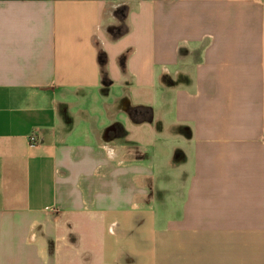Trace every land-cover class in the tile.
Wrapping results in <instances>:
<instances>
[{
    "label": "crops",
    "instance_id": "1",
    "mask_svg": "<svg viewBox=\"0 0 264 264\" xmlns=\"http://www.w3.org/2000/svg\"><path fill=\"white\" fill-rule=\"evenodd\" d=\"M0 264H264V0H0Z\"/></svg>",
    "mask_w": 264,
    "mask_h": 264
},
{
    "label": "built area",
    "instance_id": "2",
    "mask_svg": "<svg viewBox=\"0 0 264 264\" xmlns=\"http://www.w3.org/2000/svg\"><path fill=\"white\" fill-rule=\"evenodd\" d=\"M40 142V133L35 131L34 133H32V135L30 136V143L32 145H36Z\"/></svg>",
    "mask_w": 264,
    "mask_h": 264
}]
</instances>
